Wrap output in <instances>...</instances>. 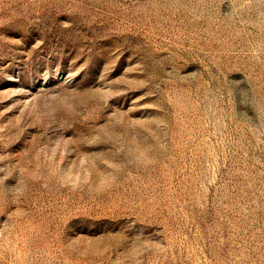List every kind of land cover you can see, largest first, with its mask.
<instances>
[{
  "label": "rangeland",
  "instance_id": "374dc122",
  "mask_svg": "<svg viewBox=\"0 0 264 264\" xmlns=\"http://www.w3.org/2000/svg\"><path fill=\"white\" fill-rule=\"evenodd\" d=\"M0 264H264V0H0Z\"/></svg>",
  "mask_w": 264,
  "mask_h": 264
}]
</instances>
